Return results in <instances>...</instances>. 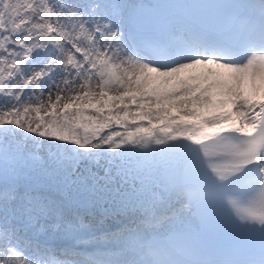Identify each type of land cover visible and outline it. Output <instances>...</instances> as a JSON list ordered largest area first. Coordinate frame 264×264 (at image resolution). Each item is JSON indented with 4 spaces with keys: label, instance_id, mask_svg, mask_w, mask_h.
<instances>
[{
    "label": "snow or ice",
    "instance_id": "snow-or-ice-1",
    "mask_svg": "<svg viewBox=\"0 0 264 264\" xmlns=\"http://www.w3.org/2000/svg\"><path fill=\"white\" fill-rule=\"evenodd\" d=\"M258 78L264 0H0V264H264Z\"/></svg>",
    "mask_w": 264,
    "mask_h": 264
},
{
    "label": "bare ground",
    "instance_id": "bare-ground-1",
    "mask_svg": "<svg viewBox=\"0 0 264 264\" xmlns=\"http://www.w3.org/2000/svg\"><path fill=\"white\" fill-rule=\"evenodd\" d=\"M214 71L216 72H223V70L221 69H214ZM207 73V69L203 68V67H199L197 69H190L187 71V73H185V75H196V76H203ZM226 79V77H225ZM260 84L262 83L259 78L257 79V81L255 83L251 82V81H246L243 89L246 92V94L248 95H252V96H257V95H264V87H259V82Z\"/></svg>",
    "mask_w": 264,
    "mask_h": 264
},
{
    "label": "rangeland",
    "instance_id": "rangeland-1",
    "mask_svg": "<svg viewBox=\"0 0 264 264\" xmlns=\"http://www.w3.org/2000/svg\"><path fill=\"white\" fill-rule=\"evenodd\" d=\"M258 82H259V81H258ZM258 85H259V87H264V84H262V83L260 84V82H259Z\"/></svg>",
    "mask_w": 264,
    "mask_h": 264
}]
</instances>
